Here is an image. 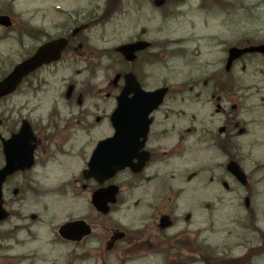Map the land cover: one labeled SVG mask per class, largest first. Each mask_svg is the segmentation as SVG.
I'll use <instances>...</instances> for the list:
<instances>
[{"label":"flooded vegetation","instance_id":"flooded-vegetation-1","mask_svg":"<svg viewBox=\"0 0 264 264\" xmlns=\"http://www.w3.org/2000/svg\"><path fill=\"white\" fill-rule=\"evenodd\" d=\"M98 2L96 0L95 4ZM92 4L90 1L86 6H75L70 10L62 4L57 5L61 9L49 8L62 20L56 24L60 31L50 34L46 27L32 28L38 33L37 46L57 39L53 37L55 34L68 39L75 28L80 30L78 35L68 40L59 62L40 68L25 79L17 91L0 100V109L5 110V113H0V169L6 166L3 140L8 142L6 152L13 156V161H9L13 172L2 186L1 199L6 219L0 222V264H40L51 254L55 255L54 264H205V261H211L208 264H247V204H244L247 186L243 204L235 203L239 200L236 197L215 196L213 223L216 237L213 256L209 258L204 252L202 222L195 220L198 224L195 225L193 213L181 212V199L185 192L181 187H185V182L177 183L175 179H180L182 174L175 175V171L173 176L169 170L171 157L183 158L194 149L204 148L214 156L223 157L227 163L236 159L239 153L235 140L237 136L247 135V122L245 128L239 129L236 106L227 107L229 100H233L229 95L234 94L235 89L232 73H210L200 92L197 84L183 85L181 93L185 97L180 103L183 108L178 112L172 110L166 101L170 96L168 87L162 105L144 118L142 124L146 126L139 128L137 120H132L135 131L146 133L141 153L145 152L148 160L140 174L125 171L103 184L72 177L70 181L56 183L52 192L54 197H45L46 173L53 167L62 168L60 160L63 157H75L76 145H83L77 142L86 141L80 140L83 136L87 138L84 144L91 152L94 130L103 131L104 137L98 141L111 135L109 116L117 98L124 99L127 74H132L145 92L159 88L148 83L153 78V73H149L154 59L151 43L149 49L136 54L133 63H127L119 54L116 55L120 61L116 71L106 65L107 48L99 45L90 34L110 16L108 8L111 4L121 16L131 5L137 13L144 11L147 15L142 20L135 19L134 25L139 29L140 25L145 27V23L153 20L156 8L165 6L167 0L158 7L155 6L156 0H104L101 3L103 7H100L104 13L101 12L100 16L91 13ZM46 17L43 12L41 18ZM147 29L137 32L128 43L147 42ZM73 62L82 66L78 73H91L89 83L86 81L77 92L74 85L67 84L64 91L59 89L56 92L45 118L32 117L38 107L29 106L28 95H32L34 100L39 97V102L48 97L47 81L39 72L50 73V67H67ZM100 74L102 77L98 82ZM70 86L72 92L68 93ZM202 89H211L206 104H213L214 113H209L208 118H204ZM135 97L132 93L126 99ZM22 111L27 114L23 115ZM213 116L217 117L216 122L207 121ZM176 120L178 124H173ZM261 121L264 129V118ZM24 122L29 124L31 133L26 131L14 138ZM109 129L110 135L107 134ZM31 151L32 166L27 168ZM244 156L247 160V151ZM85 164L81 171L85 170ZM76 166H81L80 161ZM221 168L226 172L225 165ZM224 179L233 185L235 183L227 172L218 178L222 195L235 194V188ZM110 184L117 187L116 202L109 205L106 212H101L93 206L92 196ZM132 208L144 209L145 213L129 216L127 212ZM54 209L62 213L56 214ZM66 225L70 226L68 235L62 236L61 228Z\"/></svg>","mask_w":264,"mask_h":264},{"label":"rangeland","instance_id":"rangeland-1","mask_svg":"<svg viewBox=\"0 0 264 264\" xmlns=\"http://www.w3.org/2000/svg\"><path fill=\"white\" fill-rule=\"evenodd\" d=\"M69 1L0 0V13L2 14L1 10H3L5 14L11 15L14 23L12 31L0 28V75L7 73L14 64L26 58L28 53L33 52V48L39 45V42H36L38 33L32 28L46 27V31L50 34L60 31L56 24L61 23L62 20L49 7L62 4L65 9H72L90 1L94 3L96 0ZM97 1L102 5L104 0ZM43 12L47 15L45 19L41 18ZM162 14H171V16L165 17ZM146 15L144 11L137 13V9L131 5L125 15L115 13L106 21H101V25L90 35L99 45L111 52L114 48L128 43L137 32L144 31L149 26L147 40L153 44L154 59L149 70V73H153V78L148 83L153 87L163 85L169 87L170 96L166 101L169 107L177 112L183 108L180 105L185 97V94L181 93L183 85L197 84L200 92L203 82L208 81L207 77L210 73H225L228 48L264 44V0H167L165 6L158 10L156 8L153 20L145 23V27L140 25L138 29L134 26L135 19L142 20ZM31 33L32 36L29 37ZM17 38L20 40H15ZM118 64H120L119 59L108 53L106 65L117 71ZM81 68L80 63L73 62L67 67L60 65L50 67V73L39 72L42 79L47 81L48 97L39 102V97L34 100L31 99L32 95H28L29 106L38 107L33 117H46L59 89L64 91L67 84H72L77 92L85 86L86 81H90L91 73H78ZM229 73L234 75L236 82L234 94L229 95L233 100H229L230 104L227 107L236 106L238 112L236 123L239 129L245 128L247 122V135L237 136L235 140L236 151L239 153L236 160L250 177L247 196L250 197V208L254 217L247 213V244L259 247L262 244L260 232L264 231V129L261 125V120L264 118V59L256 56L245 57L235 63ZM101 77L102 74L99 75L98 82L101 81ZM202 92L204 118H208L209 113H214L213 104H206L211 96V89H202ZM246 107L247 115H245ZM109 111L108 109L107 112ZM0 113H5V110L1 108ZM22 113L27 114L23 111ZM216 119L217 117L213 116L207 121L216 122ZM173 124H178V121H173ZM109 131L107 130V134ZM102 134L103 131L94 130L91 138L95 141L102 137ZM80 140L86 141H83L82 146L76 145L78 150L75 155L82 159L89 149L85 146L87 138L83 136ZM170 144H173V141ZM246 151L247 160L244 156ZM224 161L223 157L214 156L212 152L203 148L189 151L183 158L175 159L170 163L171 168H176L175 175L181 171L184 174L183 180L193 183L194 186L197 182L200 187L197 193L198 199L193 189L186 188L188 192L185 199L182 198L181 212L183 214L184 210L192 212L195 225L199 219L201 220L205 248L210 255L216 237L213 201L217 194L222 196V191L218 190L217 179L224 176L220 168ZM68 167L66 175L62 176L61 173V177L58 178L66 180L80 170L75 163ZM195 178L197 179L193 180ZM175 181L178 183L179 179ZM188 182L186 186L189 185ZM231 186L235 188L236 193L224 194V198L236 197L239 200L235 203L242 204L245 191L236 183ZM143 213L145 211L141 208H132L127 212L129 216L135 215V217ZM125 219L128 220L126 217ZM251 219L256 222H252ZM250 263L264 264V254L252 258Z\"/></svg>","mask_w":264,"mask_h":264},{"label":"water","instance_id":"water-1","mask_svg":"<svg viewBox=\"0 0 264 264\" xmlns=\"http://www.w3.org/2000/svg\"><path fill=\"white\" fill-rule=\"evenodd\" d=\"M0 24L4 26H9L10 22L7 18L0 17ZM61 42H57L56 45H60ZM138 45L128 46L121 48L119 51L122 52L125 57L127 58L128 52L133 53L134 51L138 50ZM141 48V47H140ZM249 53H258L264 56V46H257V47H250V48H231L228 51V59L226 64V71L231 68V65L234 61L240 59L243 55ZM47 60L44 57V54L38 52L33 58L30 60L20 64L17 66L14 71L2 82H0V96L6 95L12 92L17 85L20 83L21 79L29 74V72L33 71L35 68L40 66L42 63L46 62ZM132 85H135L132 83ZM165 90H159L153 93L152 102L151 103V110L156 108L163 100L165 95ZM116 114H114L112 120L114 124V128H117L116 124ZM117 138L116 136L109 140L100 143L97 151L95 152L91 165H90V175L92 174L95 177H99L102 179L110 178L115 174L118 169H122L127 166L129 161L133 158L132 156L127 155L124 153L123 155L117 153ZM229 171L235 175V177L242 183L245 182L243 174L240 172L238 166L234 163H231L228 167Z\"/></svg>","mask_w":264,"mask_h":264}]
</instances>
